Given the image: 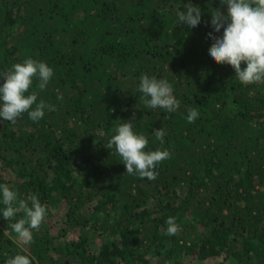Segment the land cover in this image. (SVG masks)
<instances>
[{"label": "trees", "instance_id": "obj_1", "mask_svg": "<svg viewBox=\"0 0 264 264\" xmlns=\"http://www.w3.org/2000/svg\"><path fill=\"white\" fill-rule=\"evenodd\" d=\"M187 3L0 0V73L46 62L54 77L38 99L56 107L39 122L0 119V183L47 206L27 245L4 235L0 213V264L17 254L39 264H264V84H241L209 55L220 0H191L202 11L191 29L176 15ZM142 74L168 80L180 108L145 107ZM130 120L145 151L171 152L155 180L128 175L105 147ZM161 128L163 143L153 135Z\"/></svg>", "mask_w": 264, "mask_h": 264}, {"label": "clouds", "instance_id": "obj_2", "mask_svg": "<svg viewBox=\"0 0 264 264\" xmlns=\"http://www.w3.org/2000/svg\"><path fill=\"white\" fill-rule=\"evenodd\" d=\"M221 7L211 12L212 32L208 38L213 41L209 55L217 64L232 66L235 79L243 85L264 84V0H220ZM185 10L176 13L180 24L196 28L202 23V11L198 5L184 4ZM226 9V12L224 11ZM205 26L208 21H203ZM223 33L222 36L216 35ZM242 63L246 67L242 70ZM54 77V70L46 62L32 58L22 63L13 64L10 69L0 73V119L15 124L18 118L27 113L33 122L44 118L46 111L54 112L56 107L42 99L39 92L47 89ZM38 80L37 90L29 91L33 79ZM138 91L140 100L150 109H163L172 113L180 108V101L173 94V86L166 79L142 74L139 78ZM57 99L62 100V96ZM199 118L196 108L187 110L186 120L194 123ZM135 117H133V120ZM134 123L123 121L115 128V134L108 140L107 149L115 148L126 167L128 175L140 179L155 180L158 177L157 166L171 158L168 149L145 151L149 141L143 134L134 132ZM157 140L163 143L166 135L163 128L154 130ZM0 203L5 207L0 213L9 221L4 235L10 229L24 245L33 241V230H39L47 216V206L42 204L38 194H32L28 200L19 199L18 192L12 190L8 183H0ZM15 205V206H14ZM24 217L13 222L20 212ZM165 235L174 236L179 231L175 217L166 220ZM39 264L36 257L17 254L7 259L5 264Z\"/></svg>", "mask_w": 264, "mask_h": 264}, {"label": "rangeland", "instance_id": "obj_3", "mask_svg": "<svg viewBox=\"0 0 264 264\" xmlns=\"http://www.w3.org/2000/svg\"><path fill=\"white\" fill-rule=\"evenodd\" d=\"M154 263H155V264H168V263H164V261L161 260V259H159V258H156V260H155ZM213 264H217V263L214 262Z\"/></svg>", "mask_w": 264, "mask_h": 264}]
</instances>
